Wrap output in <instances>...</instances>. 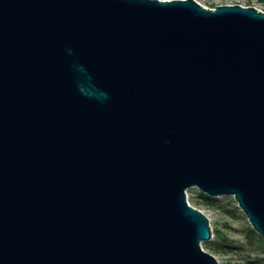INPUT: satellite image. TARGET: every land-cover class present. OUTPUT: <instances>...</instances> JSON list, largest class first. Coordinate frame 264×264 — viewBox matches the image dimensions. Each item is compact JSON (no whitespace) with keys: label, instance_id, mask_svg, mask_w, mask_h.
Returning a JSON list of instances; mask_svg holds the SVG:
<instances>
[{"label":"water","instance_id":"95a60500","mask_svg":"<svg viewBox=\"0 0 264 264\" xmlns=\"http://www.w3.org/2000/svg\"><path fill=\"white\" fill-rule=\"evenodd\" d=\"M0 0V264H220L188 191L264 237V13Z\"/></svg>","mask_w":264,"mask_h":264},{"label":"rangeland","instance_id":"374dc122","mask_svg":"<svg viewBox=\"0 0 264 264\" xmlns=\"http://www.w3.org/2000/svg\"><path fill=\"white\" fill-rule=\"evenodd\" d=\"M208 9L216 10L217 6L254 7L264 13V0H194ZM197 188L188 191V199L192 206L203 212L209 220V225L213 232V239L207 243L215 242L229 245L218 251L203 248L213 254L220 264H261L256 263L259 257L264 256V237L257 232L254 233L255 241H251L248 236V229H253L249 218L239 206L233 196H223L217 199L214 208L204 205H194L193 199H197ZM254 230V229H253ZM219 231V232H218ZM255 231V230H254ZM226 237V241L223 237ZM217 246V245H216Z\"/></svg>","mask_w":264,"mask_h":264},{"label":"trees","instance_id":"16d2710c","mask_svg":"<svg viewBox=\"0 0 264 264\" xmlns=\"http://www.w3.org/2000/svg\"><path fill=\"white\" fill-rule=\"evenodd\" d=\"M194 205H204V206H207V207H210V208H214V206L216 205V202H217V199L215 198H211L203 193H198V196H197V199H193L192 200ZM219 232V231H218ZM254 233H256V231H254L253 229H248V236H249V239L251 241H255V235ZM223 237V236H222ZM223 240L226 241V237L224 236L223 237ZM263 245H264V242L263 241H260ZM217 245V246H216ZM204 246L207 248V249H212V250H220L221 247L222 248H225V247H230L229 245L225 244V242H222V243H207V244H204ZM261 264H264V256H261L259 257V259H257L256 263H260Z\"/></svg>","mask_w":264,"mask_h":264},{"label":"bare ground","instance_id":"6f19581e","mask_svg":"<svg viewBox=\"0 0 264 264\" xmlns=\"http://www.w3.org/2000/svg\"><path fill=\"white\" fill-rule=\"evenodd\" d=\"M160 1H166V0H160ZM208 9V8H207ZM215 11V10H214ZM189 197V196H188ZM188 202H189V199H188ZM189 204H190V206H192V204L189 202ZM211 228V227H210ZM212 235H213V232H212ZM212 239H213V237H212ZM204 244H202V246H203ZM203 250H204V248H203Z\"/></svg>","mask_w":264,"mask_h":264}]
</instances>
